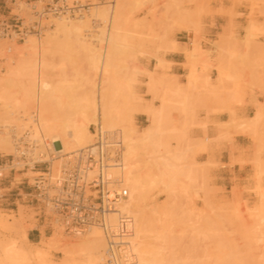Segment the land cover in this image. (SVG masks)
I'll return each instance as SVG.
<instances>
[{
	"label": "rangeland",
	"instance_id": "374dc122",
	"mask_svg": "<svg viewBox=\"0 0 264 264\" xmlns=\"http://www.w3.org/2000/svg\"><path fill=\"white\" fill-rule=\"evenodd\" d=\"M13 1H15L16 4H13ZM32 1L34 0H11V3L10 1L7 3L4 11L8 12L12 10V13L20 11L22 17L32 21L34 19L32 12L30 8L26 7V4ZM76 1L80 3H96V0ZM214 1L221 2L222 0H125V7L123 9L124 20L120 35L122 45L112 52L114 65L113 79L117 84L115 87L117 88L115 89L117 92L113 90V93L121 99L126 93L124 85L128 80L133 81L134 92H136L138 96V111L135 113L134 119L135 129L142 130V128H146L150 124L148 115H146L143 110L148 105L157 106L159 104V99L157 97L155 98L153 94L149 92L148 86L145 84L149 79L148 73L152 71L153 80L155 82L154 89L156 93L159 94L160 92L161 94L165 92L169 93V89L167 88L168 80L171 79L173 82L176 80H173L174 78H168L160 72L169 66V63L166 64L167 62L165 63L163 59L164 54L173 51L171 45L173 42L176 45L175 36H180V33L183 32L190 33L193 36L192 40L194 39L199 43L200 52H198L199 55L197 54L196 59L198 60L196 68H200L199 70H203L202 73H205L211 68L216 69L219 65L228 67L231 74L235 76L234 81L236 80V83H234L237 84L236 89L238 90L235 89L236 95L230 98L229 94L234 91V87H232L234 83H230V81L219 83L216 78V86L211 85L210 82L208 85L209 87L211 86L210 88L208 86L204 87L203 85L199 86L200 89L196 91L199 97H197L198 99L196 98L197 102L194 104L195 107L199 104L202 107H206L205 105L208 104L211 98H219V100L223 102V107L219 111L227 112L230 119V111L238 115L235 109L240 106H247L250 104L255 112L258 106L264 105V43L259 42V37L264 36V22H258V17L264 20V0H227L233 3L241 1L250 3L249 13L246 16L247 26L243 28V38L239 37V35H235L232 27L224 28L222 34L218 36V40L213 43L214 49L217 50L219 54H217L214 59H211L209 58L211 53L203 50L201 47L202 42L207 43L201 35L203 26H205V21L207 19L212 18V16L216 14H228L221 10H213L210 3ZM0 6L3 11V5L0 4ZM103 7L107 8L109 12L111 11L110 6L104 5ZM254 9L258 10L257 13H255ZM229 15L230 17L234 16L233 14ZM54 20L52 19L50 21L51 26L45 30L54 27ZM90 21V28L88 32H85V36H88V34L95 36L98 33L96 32L98 28L96 25L97 21L92 20V18H90ZM251 25L254 26V29L252 28L253 32L249 29ZM249 30L250 33H248ZM42 36H45V31ZM192 40L190 42L191 47L194 41ZM0 42H5V48L12 44L18 46L25 44V41L15 42L1 38ZM103 44L99 45L98 48L103 49L107 47L105 43ZM60 45L58 49L48 50L40 57L41 66L36 75L38 80V84L36 85L40 86L36 87L34 94H40V92L45 89V85L42 84L51 83L52 86H56L55 96L59 97L63 103L70 104L83 95L92 94L90 92L96 90L101 76H99L97 71L91 69L85 53L83 54L79 48L76 49L75 45L72 44L71 46L70 43L67 44V42L65 40L62 41V39H60ZM186 56H189L188 51L185 53V57ZM151 59H155L156 65L153 70H148L144 64H148ZM161 61L164 62L161 63ZM203 68H205V70ZM7 71L8 67L6 61L0 58V77L7 76ZM143 79L147 80L143 82ZM91 81L95 84L94 90L92 91L91 88L93 84L90 83ZM164 81L167 83L165 84ZM247 92L250 94L257 92L259 100L254 102L245 101ZM174 104L175 103L169 106L170 116L168 115V119H170L169 122L171 121L170 126L174 127V131L171 132L172 135L169 132V140L173 148L182 142L181 140L184 142V139L187 140L190 138L191 141L192 137L193 139L198 138L199 141L206 145H212V152L201 153V150V152L198 149L195 151V148L193 149V154H191L192 152L187 153L188 155L191 154L192 157L187 156L186 159H188V161L184 160L186 161H183L184 164L187 162L192 163L193 161L194 164L196 163L195 165L199 163L201 166L198 165V173L194 171L195 173L192 174L195 175H191L192 177L190 176L191 178L189 180L183 179L182 184L185 185L184 187L186 188L185 192H183L185 196L178 190L172 193L173 196L168 192L165 194L162 187H150L147 190L146 202L149 207L152 206L154 201V204L166 207V210H169L168 212L171 214L169 222L171 220L175 222H170L172 225L175 224L173 227H170L174 230V232L171 231L173 234L171 237L175 246L172 249L173 254L170 259L172 261L174 260L173 262L175 263H171V260L169 263L206 264L209 263L211 259L212 261L215 260L216 257L213 256H217L219 249H221L220 247H222V249L224 247L226 250L230 248L234 251L235 255L240 257L247 256V260H245L248 264L259 263V260L262 261V259H264L262 258L264 256L261 257V255H259V251L264 249V247H262L264 246L262 245L264 240L260 238L261 241H259L260 239L258 240V238L256 239L252 236L259 235V237H264V233H262L264 231L261 229V231L258 230L261 228L262 223H264V197H262L264 194L261 192L264 191V122H262V125H259V130L257 129L258 133L254 134L244 126L245 124H242V121H247L251 115L250 117L247 115L244 117L238 115L241 121H238L235 125H225L221 123L211 124L207 122H197L195 108L193 114L190 116V120H188L190 121L189 124L187 125L186 123V128L181 129L185 126L181 125L184 118L180 117L183 116L180 112L174 111L175 107L178 106ZM140 114L145 115V120L139 118ZM180 125L183 127H180ZM94 126L97 125H92L90 127L91 132ZM207 126L216 128V133L214 135H207L205 131ZM197 130H203V135L201 137H198L199 135L195 133ZM179 133L180 135H184V138L181 140L180 138L183 137V135L180 137V135H178ZM216 136H218L217 140H213ZM205 138H208L209 141H204ZM235 138L239 140L240 146L235 143ZM179 140L180 142H178ZM225 145L228 146V153L220 157L219 155ZM12 154L13 153H0V164H4L6 160H10ZM189 159H191L190 162ZM208 160L211 163H209ZM205 161H207V163ZM53 162H42L45 164L36 167V169L32 171L25 168L21 171L9 172L8 169H5L4 174L7 177L5 181H10L13 189L22 188V191H27L26 181L28 180L30 184L33 183L34 179L40 175L37 174V172H42L44 166L50 165L51 172L56 173L59 164L57 157ZM204 163L206 164L205 166ZM178 192L179 194L177 195L176 193ZM259 195L261 196L259 197ZM25 201L26 199L24 201L19 199L15 202V206L7 204L0 205V241H5L10 238L19 240L21 238L20 235L18 237L20 227H29L31 230L27 231V234H40L36 243H32V247H36L41 240H48L56 226H53L54 223L50 219L36 218L32 207ZM179 209H183L184 211H180ZM186 211L189 212V216L186 215L188 214ZM243 211L246 212L248 216L245 215L246 213ZM184 212H186L185 215ZM182 215L185 220L181 218ZM246 216L248 218H246ZM237 217L239 221L236 219ZM176 218L178 219L176 220ZM191 218L193 220H191ZM181 220L184 221L181 222ZM208 222L211 224L212 222L213 224L215 223L214 226L217 225L212 227L213 224L211 225ZM248 223L252 225L250 229H248ZM187 224H189L191 228H185V226H188ZM248 231H250L252 236H249ZM227 233L230 237H228ZM239 234L243 235L240 236ZM245 235L246 237L244 238L246 239L243 240L242 236ZM251 237L255 242L251 240ZM64 238L67 240L68 247L78 245L82 241V237L79 238L77 236L68 235L67 233L64 234ZM208 239L210 241H208ZM248 239L253 241L252 244H254L257 249L254 248L255 246L253 247L254 249L252 248L253 245L250 244L251 241ZM230 240H232V242H230ZM257 240L259 243H256ZM19 241H21V239ZM233 242L234 244H232ZM210 244L212 246L215 244L214 249H212V246L210 247ZM248 246L250 248H248ZM247 248L250 252L249 255V252L246 251ZM45 249L48 250L47 248ZM215 249L217 251H214ZM252 249L256 253H253V251L251 252ZM48 252L50 263L47 262V264H73L77 260L76 255L72 253L64 254L57 248H50ZM204 254H206L207 257H205ZM251 254L256 257H252ZM248 258L251 260L249 261ZM256 260L259 262H256ZM212 261L210 263H212ZM28 264L37 263L31 260Z\"/></svg>",
	"mask_w": 264,
	"mask_h": 264
},
{
	"label": "bare ground",
	"instance_id": "6f19581e",
	"mask_svg": "<svg viewBox=\"0 0 264 264\" xmlns=\"http://www.w3.org/2000/svg\"><path fill=\"white\" fill-rule=\"evenodd\" d=\"M9 1L11 3V0H5L6 3ZM76 2L80 3L79 1ZM87 3L90 5V11L88 13L74 15L73 17L63 16L54 18V27L45 30V36H28L24 40L25 44L21 46L12 44L5 48V42H0V58L6 61L8 67L7 76L0 77V153L14 154V138H22L28 133L30 139L36 142L38 146L34 156L37 157L40 162H53L56 157L58 160V157L64 155L68 156L70 153L90 147L94 138V134L90 130L92 125L99 126L103 133H117L119 142L123 148L122 162L120 167L110 171V175L112 178H120L122 186L127 190V198L117 205L115 210L108 215L106 224L113 229H117L116 232L119 230L121 236L120 241L117 243H120L121 246L113 250L114 253L112 254L115 255L116 261H111L108 258L107 241L100 228L92 227L85 231V234L79 233L72 235L60 224L53 222V226L56 227L48 240H41L36 247H32L33 244L28 240L27 234V231L31 230V228L22 226L18 234L22 242L19 241L20 239L18 240L16 238L0 241V264H28L31 260L35 261L37 264H47V262H49L48 251L50 248L60 249L64 254L72 253L76 255L77 260L73 264H170L169 262L172 261L170 257L173 254L172 249L175 247L171 237L174 230L170 227H173L175 224H170V222H172V220L169 222L171 214H169V210H166V207L154 204L155 201L152 206L149 207L146 202L147 190L150 187H162L164 193L167 194L166 192H168L171 196H173L172 193H175L176 190L182 193L185 192V185L182 184L183 179L189 180L192 177L191 175H195L192 173H198V165L201 166L199 163L195 165L196 163L194 164L193 161L192 163L187 162L188 164H184V162L188 161L186 157L191 156L195 148V151L198 149L202 151H200L201 153H209L211 151L212 145H206L199 141L198 138L193 139L191 137V141L190 138H186L187 140L184 139L183 142L181 139L184 138V130L182 132L183 134H178L180 137L183 135V137H179L182 142L179 140L178 142L180 143L178 144L177 142L178 145L176 147L174 146L175 148H173L169 140V132L172 135L171 132L174 131V127L170 126L171 121L169 122L170 119H168L170 116L169 106L173 103H175L174 105L177 104L178 106L175 107L176 110L174 109V111H178L183 115L180 116L184 118V121H182L183 124L181 123V125H185L186 123L188 125L190 122L188 120H190V116L195 110L194 104L197 102V97H199L196 91L200 89V85L206 87L210 82L209 78L202 76L204 74L202 73L203 70L201 71L199 70L200 68H196L198 60L196 58L198 52H200L199 43L193 39L192 47L188 50L189 56L185 62L188 73L185 76V84L176 82L175 78L173 79L175 80L174 82L171 79V81L168 80V83L165 82L166 80L164 81L165 84L167 83L168 85L167 88L169 91H167L169 93H156L152 71H148L149 79L145 84H147L149 92H151L155 98L157 97L159 99V104L157 106L148 105L143 110L146 115H148L150 124L146 128H142V130H137L134 128V119L135 113L138 111V96L136 92H134L133 81L128 80L126 82L124 85L126 93L121 99L113 93V90L115 91V89H117L115 88L117 84L113 79L114 65L112 52L122 45L120 35L124 20L123 9L125 7V0H116V2L113 0L112 4L97 2V0L96 3ZM38 4L40 5V3ZM102 4L110 6L111 11L109 12ZM26 5L27 8H30L28 3ZM2 9L4 10L5 7H2ZM90 18L97 21L96 25L98 28L96 32L98 33L95 36H91L90 34L85 36V32H88L90 28ZM253 27L254 26L251 25L249 29L252 31ZM248 33H250V30ZM60 39H62V41L65 40L67 44L70 43L71 46L72 44L75 45L76 49L79 48L83 54L85 53L91 69L97 71L99 76H101L96 90L94 92H90L89 90L92 94L80 95V98L70 104L63 103L59 97L55 96L56 86H52L51 83L42 84L45 85V89L42 90L40 94H34L36 87L40 86L36 85L38 84L36 75L41 66L40 57L48 50L58 49L61 46ZM101 42L102 44L105 43L107 47L99 49V45H102ZM174 45L175 43L173 42L171 45L173 50ZM162 62L164 61H161V63ZM203 69L205 70V68ZM215 70L217 71V82L222 83L230 81V83H236V80L234 81L235 76L231 74L228 67L219 65ZM90 83L93 84L92 81ZM235 83L232 85L234 91L232 93L229 92L231 93L229 94L230 98L236 95L235 89L237 88V84ZM94 85L95 84H93L91 91L94 90ZM115 92H117V90ZM238 121H241V118L236 113L230 111L229 121L221 124L235 125ZM242 122L252 133H258L257 129L259 130V125H262V122H264V105L258 106L253 116L247 121ZM181 125L180 127H183ZM185 128L186 125L181 129ZM217 138L218 136L214 137L213 140H217ZM204 141H209V139L205 138ZM190 152L192 153L188 155L187 153ZM190 160L191 159H189V162ZM205 162L207 163V161ZM209 163L211 162L209 161ZM205 165L204 163V166ZM37 174H41V172H37ZM179 192L176 194L178 195ZM261 192L264 194V191ZM260 196L261 195H259V197ZM186 212H184V215ZM186 215L189 216V212ZM245 215L248 216L247 213ZM247 216L246 218H248ZM183 217L182 215L181 218ZM192 218L191 220H193ZM177 219L178 218H176V220ZM236 219H238V217ZM184 220H181V222ZM250 221L252 222L251 219ZM172 223H175L174 220ZM214 224L212 227L217 225L214 226ZM187 225L188 226H185V228L190 227L189 224ZM262 225H264V223H262ZM262 225L258 230L261 229L264 231V226ZM251 226L250 223L248 229H250ZM217 227L221 228L220 226ZM248 232L249 236H252L250 231ZM65 233L79 238L82 237V241L78 245L68 247L67 240L64 238ZM228 237H230L229 234ZM244 237H246V235L242 236L243 240L246 239ZM252 237L258 238V240L260 238L264 240V237H259V235ZM253 238L251 240H253ZM261 239L259 241H261ZM208 241L210 240L208 239ZM253 241L255 242V240ZM253 241H251L250 244H252ZM230 242H232V240H230ZM232 244H234V242ZM252 245L253 248L255 245ZM262 245H264V243H262ZM211 246L210 244V247ZM214 247L215 244L212 246V249H214ZM220 248L217 256H213L216 257L215 260L212 261L211 259L212 263H210V261V264H248L246 262L247 256L240 257L235 255L234 251L230 248L226 250L223 247L226 251H224L222 247ZM248 248L250 247L248 246ZM248 248L246 250L247 252H249ZM254 248H256V246ZM214 251L217 250L215 249ZM253 253L256 252L253 251ZM249 254L250 252L248 255ZM251 255L254 258L256 257L253 256V254ZM259 255H261V257L264 256V249L259 251ZM204 256L207 257L206 254H204ZM250 260L251 259H249V261ZM173 261L171 263H175ZM259 261L256 260V262L264 264V259Z\"/></svg>",
	"mask_w": 264,
	"mask_h": 264
},
{
	"label": "built area",
	"instance_id": "2783aa9c",
	"mask_svg": "<svg viewBox=\"0 0 264 264\" xmlns=\"http://www.w3.org/2000/svg\"><path fill=\"white\" fill-rule=\"evenodd\" d=\"M113 0H97L112 4ZM40 3V5L38 4ZM3 2V7H6ZM13 4H16L13 1ZM34 19L26 20L20 11L12 13L0 10V38L24 42L28 36H42L56 17L88 13L90 5L68 0H34L28 2ZM93 143L90 147L58 157L56 173L50 165L33 183L26 181V190L13 189L10 181H5L4 170L32 171L42 163L34 156L38 146L28 136L14 138L15 152L10 160L0 164V205H16L19 199L29 204L36 218L50 219L73 234L84 233L92 227L102 230L107 241L109 260L116 261L114 249L120 248V233L106 224L107 217L116 206L127 198V190L119 177H111L110 171L122 162L123 148L117 133H103L99 126L92 129ZM27 137V138H26ZM93 173V174H92Z\"/></svg>",
	"mask_w": 264,
	"mask_h": 264
},
{
	"label": "crops",
	"instance_id": "0c3cea01",
	"mask_svg": "<svg viewBox=\"0 0 264 264\" xmlns=\"http://www.w3.org/2000/svg\"><path fill=\"white\" fill-rule=\"evenodd\" d=\"M5 2V0H0V4ZM210 6L213 10L227 12L228 14L220 15L216 14L212 16V18L207 19L205 21V26H203V30L201 35L203 39L207 41V43L202 42L201 47L205 51H209L211 55L209 58L214 59L218 53L217 50L214 49L213 43L218 40V36L222 34L224 28L232 27L233 33L235 35H239V37L243 38V28L247 26L246 16L249 13V2H229L227 0L214 1L210 3ZM1 8V6H0ZM255 13H257V9H254ZM229 14H233V17H230ZM256 15V14H255ZM258 22L262 23L260 17H258ZM193 36L190 33H180V36H175L176 45H174V50L169 51L164 54L163 59L165 62L169 63V66L163 70H161V74H164L168 78H175L176 81L180 84H185V76L187 75V68L185 66V61L187 56L185 57L186 51H188L191 47V40ZM259 42L264 43V36L259 37ZM148 70H153L156 65L155 59H151L148 64H144ZM175 76V77H174ZM202 76L209 78L211 85L216 84L217 72L214 68H211L209 71L205 72ZM147 79H143L145 82ZM184 82V83H183ZM213 99V100H212ZM259 100V95L257 92H253L252 94L246 93L245 101H254ZM208 102V101H207ZM198 106V107H197ZM196 108V120L197 122H207L211 124H219L228 121L229 115L227 112L219 111L223 107V102L219 100V98H211L206 107H202L197 105ZM236 108V107H235ZM234 108V109H235ZM238 115L241 116H252L254 113V109L252 105L248 104L247 106H240L235 109ZM139 118L141 120H145V115L140 114ZM207 135H214L216 133V128L212 126H207L205 128ZM195 133L201 137L203 135V130H197ZM235 143L240 146V142L237 138H235ZM228 146H223L222 151L220 153V157L227 155ZM19 189V188H18ZM40 237V234L28 233V240L31 243H36L37 238Z\"/></svg>",
	"mask_w": 264,
	"mask_h": 264
}]
</instances>
